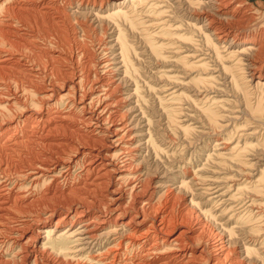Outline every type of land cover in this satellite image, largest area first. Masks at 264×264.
<instances>
[{
	"label": "bare ground",
	"instance_id": "1",
	"mask_svg": "<svg viewBox=\"0 0 264 264\" xmlns=\"http://www.w3.org/2000/svg\"><path fill=\"white\" fill-rule=\"evenodd\" d=\"M128 4L133 9L124 12ZM172 5L186 12L177 22L167 10ZM135 15H143V55L164 62V50L177 45L184 74L176 75L191 84L167 74L157 77L164 82L159 88L138 80L144 78L130 59L134 47L128 39L139 25L129 17ZM156 31H172V38L155 44ZM0 38V256L16 251V260L0 257V264H264V165L250 173L264 159L262 8L248 0H0ZM219 78L239 103L235 113L228 107L226 117L221 109L229 101L211 95L221 89ZM144 88L156 96L160 120L166 118V128L178 134V142L163 139V147L184 146L200 124L210 130L202 145L216 144L221 163H239L248 172L235 192L226 193V202L250 196L242 214L226 207L215 216L204 208L226 197L224 192L213 198L217 178L197 193L192 182L200 174L191 172L192 181L180 178L177 187L191 196L192 211L212 218L219 236H209L201 221L164 201L167 182L146 167L154 156L175 153L151 134L154 120L140 108ZM184 101L202 122L189 125L196 115L185 113ZM218 131L226 138L218 139ZM236 244L241 254L232 249Z\"/></svg>",
	"mask_w": 264,
	"mask_h": 264
},
{
	"label": "rangeland",
	"instance_id": "2",
	"mask_svg": "<svg viewBox=\"0 0 264 264\" xmlns=\"http://www.w3.org/2000/svg\"><path fill=\"white\" fill-rule=\"evenodd\" d=\"M176 1V0H175ZM174 3H176V2H174ZM248 3H250V4H254L255 5V7L257 8V9H261L262 8V10H264V0H248ZM168 7H170L171 5H167ZM173 6V5H172ZM174 7H176V8H174ZM171 8V7H170ZM170 8H168L167 10H169L168 12H170L171 13V15H170V17L171 16H173V15H176V16H174V19H173V17H171V19L170 20H172V21H178V19L176 18V17H180V16H182L183 14L185 15L186 14V12L184 13L183 11H184V8L182 9V7H178L177 8V6H173L172 8L173 9H175L177 12H175V10H173V9H170ZM123 9H124V12H126L127 10H130V9H133L132 7H131V5H127V7H123ZM143 11V13L144 12H146L147 10H138V12L140 13V12H142ZM152 11H154V10H152ZM156 11V10H155ZM172 11H174V12H172ZM182 11V12H181ZM137 12V13H138ZM132 13H134V12H132ZM177 13V14H176ZM179 14V15H178ZM178 15V16H177ZM130 18H134V20H137L138 21V27L135 29V31H134V36H132L131 35V37L130 38H128L129 39V43H130V45H132L133 47H134V52L133 53H131V55H130V59L132 60V63L137 67V68H139L140 69V72H141V74H142V76H143V78L145 79H142V78H140V79H138V80H140L141 82H146L147 84H150V85H153L154 87H157V88H159V87H161L163 84H164V82L163 81H161L160 80V82L158 81V78L157 77H160V76H162L163 74H167V75H170V76H168V77H176L177 75V73H182V75L184 74L183 72H181V70H183V68L180 66V64H178L177 62V59L180 57V55L178 56V54L179 53H177V45L176 46H173V47H169V48H166V50H164V52L162 53L167 59H166V61H162L160 58H155L152 54H150V53H148V52H146V54L147 55H143V51L144 50H142L141 49V46H142V44L144 43V41H143V39L145 40V35H143L141 32H140V30H143V25L142 26H140V24H141V22H142V20H143V15H142V18L141 17H138V16H129ZM175 19H177V20H175ZM186 20V19H185ZM119 23V25L121 26V29H123V28H125V25H123L122 23H120V22H118ZM164 29H169V30H172V29H170V28H168V27H165ZM126 31H128V32H131V34H132V31H131V29H126ZM137 31H139V35H142L141 37L140 36H137ZM172 32V31H171ZM171 32H169V33H166L165 31H161V33H162V35H164V36H161V33H160V31H156L155 33H157L158 35H157V38H156V40L155 39H153V41H151V42H153V43H155V44H158V45H160V44H162L161 42H160V40L159 39H162V40H165V38H172V37H170L169 35L171 34ZM144 33V32H143ZM188 33V32H187ZM145 34V33H144ZM177 34H179V33H177ZM109 36V35H108ZM166 36V37H165ZM135 37H137V38H139L140 40H138V39H135ZM160 37H162V38H160ZM142 39V40H141ZM0 43H1V38H0ZM145 43H146V40H145ZM145 43H144V45H145ZM169 43H172V41L171 42H169ZM164 44H168V42L167 41H165L164 42ZM1 46V45H0ZM3 48H1L0 47V50H2ZM118 54H119V52H118ZM129 71V70H128ZM153 71V72H152ZM128 75H129V73H128ZM154 75V76H153ZM181 75V76H182ZM130 77V76H129ZM131 77L132 78H134V79H137V76L133 73V74H131ZM130 77V79L132 80V78ZM155 77L157 78V79H155ZM180 80H181V78H186L187 76H182V77H180V76H177ZM176 77V78H177ZM139 78V77H138ZM220 79V80H219ZM218 80H217V82H219V83H217L216 84V86H218L219 88L218 89H220L219 91H214L213 90V93L211 94L212 95V97H216L217 98V100H223V101H221V103H223V104H225V103H227V101H229L228 103H231V104H229L228 106H226L227 104H225V106L221 109L222 110V113H221V115H226V116H228V109L229 108H232V109H229V110H231L230 112H234L235 113V111H237L239 108V103L238 102H236L237 100H236V95L234 94V95H232L233 93H231V91L229 92L228 90H227V92H226V89H228V86H227V84H225V81L224 80H222L221 78H219ZM144 80V81H143ZM185 80V83H187L188 85L189 84H191V80H187V78L186 79H184ZM183 80V81H184ZM177 81V80H176ZM223 81H224V83H223ZM128 83L130 84V82L128 81ZM145 83V84H146ZM223 83V85H221ZM219 84V85H218ZM225 84V85H224ZM221 85V86H220ZM226 86V87H225ZM126 86H123L122 87V89H120L121 91L125 88ZM131 88V87H130ZM142 88V87H141ZM224 88V89H223ZM145 89V92L143 93V94H145V104H140V108L142 109V111H144V112H147V113H149V115H150V119H151V121H153V122H151V134L153 135V138L158 142V145H160V146H162L161 144H165V141L164 140H166V142H169V138L172 140V139H174L175 140V142L177 141L178 142V137L177 138H175L176 137V135H178V134H176L175 132H171L169 129H167L166 128V126H167V120H166V118H163L162 117V119L160 120V115H163V112H162V108H161V106H160V104H159V102H158V100H157V98H156V96L155 95H152L153 94V92L152 93H150L151 91L150 90H148V88H144ZM180 88H176V90H179ZM132 90H133V87H132ZM220 91H223V93L224 92H226V93H228V95H230V96H228L226 93L225 94H223L222 92H220ZM216 92V93H215ZM218 92H219V94H218ZM229 93H231V94H229ZM217 94V95H216ZM215 95V96H214ZM160 96H164V95H160ZM190 96H192V94L190 95ZM221 96V97H220ZM226 96V97H225ZM233 96V97H232ZM139 98H140V96H138ZM225 98H227V99H225ZM239 100L241 99L242 101H243V99H242V96L240 97H237ZM250 99H252V101L253 100H255V95H253ZM231 100V101H230ZM233 100H235V101H233ZM241 100H240V102H241ZM233 101V102H232ZM187 101H184V103H182V105H183V107L185 108L186 106H187V108H185V113H187V115H196L195 113H194V110H193V108H191L192 106H193V104L191 103V102H187ZM235 102L237 103V104H235ZM254 102V101H253ZM189 103H191V105L189 106ZM232 103H233V106H232ZM234 104H235V110H234ZM185 105V106H184ZM236 106H238V107H236ZM227 108L226 110L224 109V108ZM229 107V108H228ZM240 107H241V105H240ZM194 108H195V106H194ZM208 108V107H207ZM192 109V110H191ZM196 109V108H195ZM213 110H215V111H218L219 110V108H217V107H214V108H212ZM187 110H189V111H187ZM220 110V111H221ZM226 111V112H224V111ZM159 116H158V115ZM225 116V117H226ZM164 119V120H163ZM160 120V122H158ZM162 121V122H161ZM196 121H199V122H202V117H200L199 115H196L192 120H190V123H189V125H194L195 123H196ZM181 122H184V124H187V122H189V120L187 119V118H182V120H181ZM159 123V124H158ZM161 124V125H160ZM160 125V126H159ZM163 125V126H162ZM165 125V126H164ZM199 125V126H198ZM198 125H196L195 124V127H197V128H200L199 130H198V132H196V133H198V134H194L195 135V138L192 136V138L189 140V139H185V140H187V142H189V145L187 144V142L186 141H183V143L182 144H184V142H185V144H184V146H182V145H176L175 147H173V146H171V147H169L168 145L166 146V147H163V148H165L166 150H168V152H172V153H175L174 155V157H175V159H174V157H173V154L171 155V153H169V154H165V153H163V154H159L158 156L160 157V159H159V157H155L154 156V159L153 160H148L147 162L148 163H146V164H148V165H146V167L147 168H150V170H151V172H153L155 175H157L156 173H158V175H159V177L158 178H162V180H164V181H166L167 183H166V185H164L163 186V188H162V194H164L165 195V200L164 201H167V202H169L170 201V203H174V205H176V206H179L178 208H179V210H178V208L176 207V210H178L179 212H181V211H183L184 209V215H193V217H194V220H199V221H201L202 222V225L205 227V229L207 230V233L209 234V236L210 235H213L214 236V234H216V236H219V233H221V230H220V227L217 225V224H215L214 222H212L211 221V219L209 218V217H207V216H204L205 217V219H204V217L203 218H201L202 216H203V214H202V212H200V210L199 209H197V208H195L194 209V212L192 211V209H193V207H191V196H189L188 195V193H186V192H183V191H180L179 189H178V187L179 186H181L180 185V178H182V176L183 177H185L186 179H187V181H192L194 178H193V174H191V172H194V171H196L198 174H200V176H197V179H199V180H197L196 178H195V181H193L192 182V184L194 183V182H197L198 183V181H199V183L197 184V186H196V184L194 183L193 185H192V190L194 189V191L196 192H198V190H199V192H201V190L200 189H203V188H206V187H208L205 183L206 182H210V181H214V180H216V178H217V181L218 180H220L219 182H217V181H214V182H216L217 183V185H218V183H219V187L215 184L214 186H212V187H214V188H212L214 191H212L211 190V188H210V190H211V192L213 193H218V194H216V195H214V197L213 198H215V197H218L220 194H222V193H224V194H228V193H233V192H235V190H234V188L235 187H237V185L238 184H240V183H243L244 181H246V179H244V175H246L247 176V173L248 172H244V170H243V168H241V166H240V164L239 163H237V162H234V163H237V164H239V165H234L233 164V162H222L221 163V159H218L219 157H218V155L216 154V153H218L219 151H218V149L215 147V145L214 144H212V145H210V144H208L210 147L208 148V147H205L204 145H202V144H204L205 143V139L207 138V134H210V130L209 129H206V130H204V129H201L202 127H200V124H198ZM162 127V128H161ZM146 130H147V128H146ZM162 130V131H161ZM200 130L205 134V136H201V135H203L202 134V132H200ZM168 131V132H167ZM208 131V133H206ZM263 130H261V132H262ZM166 134H164V133ZM171 132V133H170ZM200 132V133H199ZM220 134H222V131H218ZM165 135H163V134ZM173 136V138H172V136L170 135V134ZM162 134V135H161ZM169 134V135H168ZM225 133H223L218 139H223V138H226V136H223ZM196 135H199V136H196ZM213 135V134H212ZM210 136V139H213L214 137L213 136ZM237 135V134H236ZM167 136V137H166ZM169 136V137H168ZM238 137H240L241 135H237ZM237 136H235V138L237 139V141L239 140V138L237 137ZM167 139H166V138ZM161 138V139H160ZM194 138V139H193ZM202 138H203V140H202ZM205 138V139H204ZM164 139V140H163ZM193 139V140H192ZM160 140H162V141H160ZM174 140H172V141H174ZM189 140V141H188ZM198 140H199V142H198ZM190 141H192L191 143L193 144V145H191V143H190ZM196 141H197V143H196ZM186 145V146H185ZM191 145V146H190ZM200 145H202L203 147L202 148H199L197 151H196V148L198 147V146H200ZM190 146V147H189ZM214 146V147H213ZM205 147V148H204ZM187 148H189V149H187ZM215 148H216V151H214L215 150ZM222 148V147H221ZM221 148H220V150H221ZM193 149H195V150H193ZM205 151H204V150ZM202 152V150L204 151V153H201L200 151ZM211 150V151H210ZM195 151V152H194ZM218 151V152H217ZM198 152V153H197ZM222 152V151H221ZM184 153V154H183ZM192 153V154H191ZM258 153V152H257ZM178 154H179V156H178ZM183 154V155H182ZM195 154V155H194ZM203 154V155H202ZM205 154V155H204ZM217 156H216V155ZM226 154H227V152H226ZM181 155V156H180ZM202 155V156H201ZM212 155V156H211ZM213 155H215L214 157H213ZM170 156H171V158H170ZM193 156H195V157H193ZM209 157V158H208ZM218 157V158H217ZM194 158V160H192ZM211 158H213V159H211ZM215 158H217V159H215ZM247 158V159H246ZM252 158V159H251ZM206 159H208V160H206ZM210 159V160H209ZM250 159V161H252L253 163L254 162H256L257 161V156L255 157L254 156V158L251 156V157H249V156H245L244 157V160H249ZM160 160V161H159ZM151 163H150V162ZM206 161H207V164H206ZM220 161V162H219ZM154 162H156L157 163V165H155L156 163H154ZM160 162H162V166H161V163ZM187 163V164H186ZM155 166H154V165ZM159 164V165H158ZM218 164V165H217ZM153 165V166H152ZM223 166V167H220V166ZM263 165H264V159H263V161L261 162V166L260 165H256V167H254L253 168V170L251 169V172L250 173H252V175H256L257 174V172L259 171V170H261V169H263ZM166 166V167H165ZM235 166V167H234ZM259 166L261 167V168H259ZM145 167V166H144ZM166 169H165V168ZM240 167V168H239ZM187 168V169H186ZM156 169V170H155ZM238 169V170H237ZM247 169H249V168H247ZM256 169L258 170V171H256ZM167 170V171H166ZM183 170V171H182ZM186 170V171H185ZM197 170H199V171H197ZM202 170V171H201ZM220 170V171H219ZM241 170V171H240ZM243 170V171H242ZM156 171V172H155ZM162 171V172H161ZM164 171H166L167 172V174H166V172H164ZM205 171V172H204ZM219 171V172H218ZM176 172V173H175ZM201 172V173H200ZM235 172V173H234ZM165 173V174H164ZM173 173L176 175L175 177H173L172 175H173ZM212 173H214V174H212ZM212 174V175H211ZM157 175V176H158ZM161 175H162V177H161ZM241 175V177L239 178V176ZM163 176H166V177H163ZM171 176H172V178H171ZM204 176V177H203ZM211 176V177H210ZM217 176V177H216ZM234 176V177H233ZM170 177V178H169ZM188 177V178H187ZM202 177V178H201ZM215 177V178H214ZM163 178H166V179H163ZM192 178V179H191ZM206 178H208V179H206ZM210 178V179H209ZM219 178V179H218ZM169 179V180H168ZM203 179V180H202ZM179 180V181H178ZM202 180V181H201ZM229 180V181H228ZM243 180V181H242ZM171 181V182H170ZM173 181V182H172ZM227 181V182H226ZM233 181V182H232ZM249 182L251 181V180H248ZM175 182V183H174ZM235 182V183H234ZM169 185V186H168ZM176 185V186H175ZM229 185V186H228ZM178 186V187H177ZM203 188H202V187ZM216 186V187H215ZM228 186V187H227ZM231 186V187H230ZM232 186H234V187H232ZM242 186V185H241ZM166 187H169V188H166ZM172 187V188H171ZM174 187V188H173ZM200 187V188H199ZM177 190H176V189ZM215 188H217V189H215ZM231 189V191H230V189ZM233 188V189H232ZM172 189H174V190H172ZM228 189V190H227ZM236 189V188H235ZM170 190H172V191H170ZM215 190H216V192H215ZM226 190H227V192H226ZM223 191V192H222ZM230 191V192H229ZM176 192V193H175ZM178 192V193H177ZM196 192V193H197ZM210 192V193H211ZM169 193V194H168ZM174 194H175V196H174ZM226 194V197H224L222 200H221V198L219 199V198H216L215 200L217 201H214V202H210V204L209 205H205L206 207H204L205 209H210L211 210V212H213V214H215V216H219V214H220V212H222V211H224V209L226 208V207H228L229 209H232L234 212H237L236 214H242L243 212H244V210L247 208V207H249L250 205H251V200L248 198V197H250V196H248V195H246V196H244V197H242L241 198V200H240V202H239V200H237V201H233L232 200V202L230 201V202H226V201H228L229 200V195H227ZM167 195H168V198H166L167 197ZM170 195V196H169ZM173 195V196H172ZM177 195V196H176ZM179 197H181V198H179ZM228 197V198H227ZM247 198H248V200H247ZM199 199V198H198ZM202 199H203V197H202ZM227 199V200H226ZM245 199V200H244ZM181 200V201H180ZM224 200V201H223ZM226 200V201H225ZM220 201V202H219ZM247 201V202H246ZM190 202V203H189ZM204 202H206V200H204L203 199V201L201 202L202 203V205L204 204ZM246 202V203H245ZM215 203V204H214ZM223 203V204H222ZM248 203V204H247ZM190 204V205H189ZM216 204H218L217 206H216ZM235 204V205H234ZM236 204L238 205V206H236ZM228 205V206H227ZM243 205V206H242ZM249 205V206H248ZM204 206V205H203ZM233 206V208H231ZM235 206V207H234ZM241 206V207H240ZM217 207V208H216ZM224 207V208H223ZM246 207V208H245ZM189 208V209H188ZM192 208V209H191ZM223 208V209H222ZM236 208V209H235ZM241 208V209H240ZM195 210H197V211H195ZM190 211V213L188 214V212ZM187 212V213H186ZM199 217V219H198V217ZM207 217V218H206ZM197 218V219H196ZM210 219V221H209V219ZM57 219V218H56ZM56 219H55V221H56ZM201 219V220H200ZM229 219V217H225L224 218V222H226L227 220ZM206 220V221H205ZM208 220V221H207ZM214 221V220H213ZM237 221H238V219H235L234 220V226H235V224L237 223ZM232 222V225H233V221H230L229 223H231ZM205 223V224H204ZM212 223H214L215 225H213ZM208 224H210V225H208ZM205 225H207V226H205ZM217 225V226H216ZM241 225V223H239V226ZM250 226V225H249ZM207 227H208V229H207ZM181 228V227H180ZM180 228L179 229H177L176 230V232L175 233H177L179 230H180ZM240 228L241 229H245L246 231L248 230V229H246L245 227H242V226H240ZM217 229V230H216ZM215 230V231H214ZM238 231V230H237ZM215 232V233H214ZM212 242H213V238H212ZM237 246V248L235 247V246H232V249H236L237 251L239 250V248H240V245H238V244H236ZM209 246H210V237H209ZM234 247V248H233ZM16 252V251H15ZM9 253L8 255H3V257H1L2 259L4 258V262H6V263H11V262H13L14 260H16V258H13L12 257V254H13V256H15V254L16 253ZM240 254H241V252H240V250L238 251ZM11 254V255H10ZM8 256V257H7ZM10 256V257H9ZM240 256V255H239ZM7 257V258H6ZM53 258H51L53 261H57L58 259H57V257L54 255V256H52ZM6 258V259H5ZM12 258V259H11ZM54 258H56V259H54ZM8 259V260H7ZM241 259V260H240ZM11 260V261H10ZM13 260V261H12ZM238 261L240 262V263H244V258H242L241 256L238 258ZM242 261V262H241Z\"/></svg>",
	"mask_w": 264,
	"mask_h": 264
}]
</instances>
